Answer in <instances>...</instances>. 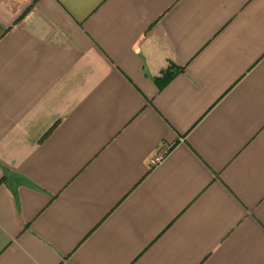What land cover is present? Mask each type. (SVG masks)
<instances>
[{
    "label": "crops",
    "instance_id": "1",
    "mask_svg": "<svg viewBox=\"0 0 264 264\" xmlns=\"http://www.w3.org/2000/svg\"><path fill=\"white\" fill-rule=\"evenodd\" d=\"M0 264H264V0H0Z\"/></svg>",
    "mask_w": 264,
    "mask_h": 264
}]
</instances>
